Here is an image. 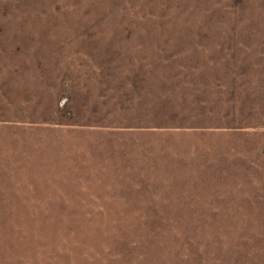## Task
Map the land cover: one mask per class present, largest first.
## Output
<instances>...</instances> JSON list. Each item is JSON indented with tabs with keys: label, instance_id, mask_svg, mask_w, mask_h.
Wrapping results in <instances>:
<instances>
[{
	"label": "rangeland",
	"instance_id": "obj_1",
	"mask_svg": "<svg viewBox=\"0 0 264 264\" xmlns=\"http://www.w3.org/2000/svg\"><path fill=\"white\" fill-rule=\"evenodd\" d=\"M0 264H264V0H0Z\"/></svg>",
	"mask_w": 264,
	"mask_h": 264
}]
</instances>
